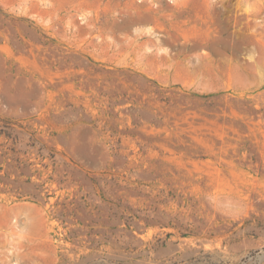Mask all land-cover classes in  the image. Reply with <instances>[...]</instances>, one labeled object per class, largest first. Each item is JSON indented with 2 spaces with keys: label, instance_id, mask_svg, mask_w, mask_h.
<instances>
[{
  "label": "rangeland",
  "instance_id": "1",
  "mask_svg": "<svg viewBox=\"0 0 264 264\" xmlns=\"http://www.w3.org/2000/svg\"><path fill=\"white\" fill-rule=\"evenodd\" d=\"M0 264H264V0H0Z\"/></svg>",
  "mask_w": 264,
  "mask_h": 264
},
{
  "label": "bare ground",
  "instance_id": "2",
  "mask_svg": "<svg viewBox=\"0 0 264 264\" xmlns=\"http://www.w3.org/2000/svg\"><path fill=\"white\" fill-rule=\"evenodd\" d=\"M193 19V18H192Z\"/></svg>",
  "mask_w": 264,
  "mask_h": 264
}]
</instances>
